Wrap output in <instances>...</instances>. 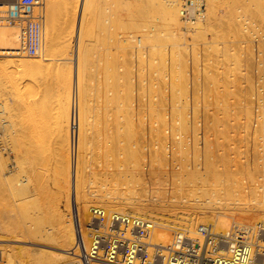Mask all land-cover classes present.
Wrapping results in <instances>:
<instances>
[{
  "label": "rangeland",
  "instance_id": "rangeland-1",
  "mask_svg": "<svg viewBox=\"0 0 264 264\" xmlns=\"http://www.w3.org/2000/svg\"><path fill=\"white\" fill-rule=\"evenodd\" d=\"M68 1L71 0H56V6L53 5L52 9L57 8L56 13L61 10L62 14L60 11V16L56 14L58 17L53 18L54 14L49 17L53 22L49 20L50 25L53 24L49 29L53 31L51 35H55L52 37L60 41V45L63 44L62 49L58 47L59 44L55 47L59 42L52 38L55 41L53 46L60 48V51L54 47L52 51L49 47V51L44 49L43 56H39V53H19L20 29L16 24H0V27L11 26L17 30V49H7L1 41L0 61L22 57L35 61V65L20 72L4 66V63L0 67V168L5 175L0 180V264H26L35 256V252L28 249L31 246L37 248L39 245L41 249L53 250L42 242L30 239L36 232L35 228L50 223L57 207H61L65 213H73L78 187L82 194L100 191L102 187L98 182L114 177L107 174L108 171L117 174L118 179H123V176L130 179L125 176L128 171L141 173L146 170L152 179L183 191L193 187L196 179L206 176V186L203 188L209 187L207 193L210 190L213 198L227 201L233 200L237 194L234 180L249 182L255 178L264 182V121L261 116L264 114V51L260 46L264 41V0H178L181 10L179 28L170 25L164 18L163 0L160 3L157 0H92V8L88 9L90 14L86 17L87 0H81L83 7L76 13L79 25L70 27L66 19L70 22L75 1ZM46 5L48 0L45 2L47 9ZM59 5H63L62 9L57 7ZM184 8L191 11L194 17L187 20L182 13ZM46 16L45 19L48 18ZM132 16L136 18L130 22ZM84 18L92 22L86 23L84 29L88 32L90 28L89 32L93 31L94 35L90 36V40L88 35L92 34L83 31L89 37H84L86 41L91 42V57L87 66L91 76L87 75L85 83L89 81L90 86L80 108L78 99L84 86V82L81 86L79 79ZM120 18L123 23L127 21L130 25H138L136 28L127 22L123 25ZM89 25H93L94 29L87 27ZM137 37H142L138 47ZM94 39L97 41L94 42ZM40 53H43V40ZM105 53H108L109 60L114 61V66L108 65L114 69L110 79H107L114 85L106 89L103 84L104 69L106 61H111L107 60ZM173 69H182L189 76L188 98L183 95L184 92H179L177 98L167 95L166 82L170 79L169 71L174 72ZM113 70L117 71V75L113 74ZM130 71H133V77ZM125 75L128 77L124 78ZM128 81L134 85L132 87L130 84V91L127 90L130 89ZM122 84L127 91L120 90ZM103 89L107 91L106 96L101 95ZM125 92L132 93V96H127L129 93L126 95ZM164 93H167V97L163 96ZM119 94L120 98L117 97ZM107 100L111 102L105 104ZM187 100L196 110H184ZM224 108L228 111H223ZM174 109L179 113L173 112ZM128 110L133 119L125 114H130ZM190 114L193 119L197 118V121L192 119L197 122L192 130L198 133L197 144L193 142L192 145L187 139V134L192 138L194 136L191 130L186 135L185 130H179L180 136L184 133L181 141L185 140V143L192 145L190 147L196 148V161L199 162V168H195L199 171L196 179H189L190 170L183 167L185 161L181 158V143L175 142V138L179 139V136H175L179 130L173 126L177 127L178 123L175 122L178 116L185 115V119H190ZM217 118H227L230 124L228 128H222L227 123ZM247 121L250 124H246ZM115 144L116 148L113 147ZM121 144L128 145L127 149L123 145L125 151ZM77 149L81 152L78 159ZM93 151L95 154L100 151V156L94 154V159ZM204 162H209L207 167ZM138 164H141L140 170L134 168ZM119 171L123 176L118 175ZM37 174L41 176L39 179H35ZM179 207L175 208L179 214L158 209L149 216L174 220L175 223L178 220L195 230L199 224L211 225L214 231L217 230L212 220L207 219L194 226L191 221L200 216H194L191 207ZM200 209L195 211L208 210L204 207ZM182 218H188L187 223ZM83 221L87 220L83 219L81 224ZM7 225L10 230L13 227L14 231L19 227L16 232L22 229L24 240L10 232ZM219 230L222 229L216 232ZM168 231L170 239L171 231ZM188 232L193 237L196 235L195 232ZM14 238L20 241H13ZM255 242L258 243L257 239Z\"/></svg>",
  "mask_w": 264,
  "mask_h": 264
},
{
  "label": "bare ground",
  "instance_id": "bare-ground-1",
  "mask_svg": "<svg viewBox=\"0 0 264 264\" xmlns=\"http://www.w3.org/2000/svg\"><path fill=\"white\" fill-rule=\"evenodd\" d=\"M56 0H48V5L47 6V9L45 8V2H47V0H42L41 2V5L38 7V9H35V13L36 12H40L43 14V19H42V40H43V53L41 55V53H39V56H43L44 54V49L46 51H49V47H51V50L53 49L52 47H54V37L52 36H55V35H51V31L52 29H49L50 26L53 27V24H51V16H53L55 14V17L53 18H56L57 15H59L60 11L58 12V14L56 13L58 10H56L57 8L54 9V7L56 5H54V2ZM72 1V0H71ZM70 1V2H71ZM75 1V4H74V10L72 12V15H71V18H70V22L69 20L66 19V23L68 21L67 24L70 25V27H74V26H77L79 25L78 21V17L76 16V13L78 12V10L81 9V6L83 5L81 0H74ZM102 1V0H101ZM153 1V0H152ZM162 0H157V3ZM165 1V2H164ZM60 2V0H59ZM69 2V1H68ZM67 2V3H68ZM69 2V3H70ZM92 2V0H87V3H86V6H85V13L87 12V15L85 14V17L88 16V9ZM97 2V1H96ZM95 2V3H96ZM12 3V0H2L0 1V14L2 15L3 18L6 17V11L9 9V6L11 5ZM66 3V2H65ZM73 3V2H72ZM56 4V2H55ZM124 4H127L126 2ZM54 5L53 9H52V6ZM58 5V4H57ZM163 5H164V18L166 19L167 23H169L170 25L172 24L173 26H180V22H179V12L181 11L180 10V2L178 0H163ZM94 6V5H93ZM57 7H61L60 5L57 6ZM63 7V5H62ZM62 7L60 9H62ZM83 7V6H82ZM92 8V7H90ZM100 8V7H99ZM98 8V9H99ZM46 9V10H45ZM130 9V8H129ZM126 8V10H129ZM53 13H51V11H53ZM56 10V11H55ZM97 9H95L96 11ZM46 11V12H45ZM91 11V9H90ZM132 11V10H131ZM142 11V10H140ZM94 12V10H93ZM129 12V11H128ZM139 12V11H137ZM136 12V13H137ZM143 12V11H142ZM146 12V11H145ZM51 13V14H50ZM95 13V12H94ZM140 13V12H139ZM45 14L47 15L45 19ZM57 14V15H56ZM61 14H62V11H61ZM79 14V13H78ZM90 14V13H89ZM99 14V13H98ZM102 14V13H101ZM117 14V13H116ZM51 15V16H50ZM97 15V14H96ZM126 15H129V14H126ZM143 15L140 14V16ZM60 16V15H59ZM94 17V14L92 15ZM91 16V17H92ZM119 16V15H118ZM121 16V15H120ZM125 16V15H124ZM58 17V16H57ZM90 17V16H89ZM88 17V18H89ZM92 17V18H93ZM114 17V16H113ZM123 17V16H122ZM133 17V16H132ZM138 17V16H137ZM145 17V16H144ZM77 18V19H76ZM87 18V19H88ZM128 18V17H127ZM136 18V17H135ZM134 17L132 18V21L130 22H133ZM143 18V17H142ZM141 18V19H142ZM147 18V13H146V17ZM60 19V18H59ZM91 19V18H90ZM94 19V18H93ZM99 19V18H98ZM125 19V18H124ZM131 19V18H129ZM139 19V18H138ZM51 22H50V21ZM55 20V19H54ZM58 20V19H57ZM92 20V19H91ZM95 20V19H94ZM119 20V19H118ZM140 20V19H139ZM138 20V21H139ZM145 20V19H144ZM93 21V20H92ZM116 21V20H115ZM120 21L121 18H120ZM119 21V22H120ZM126 21V19H125ZM137 21V22H138ZM94 22H97L94 21ZM93 22V23H94ZM127 22V21H126ZM125 22V23H126ZM130 22H127L126 24H129ZM141 23V20L139 21ZM53 23V22H52ZM55 23V22H54ZM86 23H90V20L89 21H86V18H84V21H83V25H82V31L81 33L84 31L85 33L87 32L84 28H86ZM125 23H123L122 21V24L125 25ZM0 24H16L18 26L17 23H10L9 21L5 22L4 20H0ZM57 24V23H56ZM92 24V22L90 23ZM95 24V23H94ZM93 24V25H94ZM58 25V24H57ZM56 25V26H57ZM93 25H89L87 27H92ZM105 25V24H104ZM130 25V24H129ZM138 25V23H137ZM136 25V26H137ZM140 25V24H139ZM54 26V27H56ZM95 26V25H94ZM122 26V25H121ZM128 25H126L127 27ZM130 26H135V25H130ZM136 26L134 28H136ZM45 27V29H44ZM78 27V26H77ZM98 27V26H96ZM95 27V29H97ZM18 28L20 29V34H21V43H22V31H21V28L18 26ZM68 28V26H67ZM131 27H129L130 29ZM71 30L74 29V28H70ZM77 29V28H75ZM91 29H94V27H92ZM55 30V28H54ZM70 30V31H71ZM88 30L90 31V28H88ZM132 30V29H131ZM136 30V29H135ZM138 30V29H137ZM76 31V30H75ZM87 32L86 34H89L90 32ZM66 32V31H65ZM83 32L82 36L83 38L80 40V51H81V60H80V63H79V79L80 81H82V85L83 86V82H84V86L82 87L81 91V95H80V98L78 99L79 103H80V108L82 107V105L84 104V96L87 94V89L89 88L90 86V82L87 81L88 83H85L86 80L88 79L87 77L91 76L89 70H88V62L90 60V57H91V47H89V42L88 43V40L86 41L87 38H89L90 36L92 37L94 34H93V31L92 35H86L85 33ZM98 32V31H97ZM131 32V31H130ZM17 33V30L14 29L13 27L11 26H6V27H0V42L2 41L3 45H5L4 47H7V49H17L16 48V34ZM71 34V32H70ZM73 34V33H72ZM97 34V33H96ZM95 34V35H96ZM131 35V34H130ZM129 35V36H130ZM136 35V34H135ZM58 36V35H57ZM87 36V38L85 39L84 37ZM97 36V35H96ZM127 36V35H126ZM139 36V35H138ZM62 37V36H61ZM71 37V36H70ZM89 38L90 40L92 38ZM98 37V36H97ZM96 37V39H97ZM131 37V36H130ZM129 37V38H130ZM133 37V36H132ZM52 38L54 40H52ZM58 38V37H57ZM128 38V39H129ZM138 39H135L137 44L136 46L138 47L139 44L142 43V37H137ZM131 39V38H130ZM58 41V40H56ZM97 41V40H96ZM95 39H94V42H96ZM124 41V40H123ZM59 43L56 44L55 47H58L61 46V49H62V46L63 44L60 45V41H58ZM93 42V43H94ZM20 43V45H21ZM63 43V42H62ZM122 43V42H121ZM128 43V41H127ZM130 43V42H129ZM134 43V42H133ZM19 45V48L17 49V51L19 53L23 52V51H20L19 49H21V46ZM129 46H131V44H129ZM135 46V45H134ZM262 50L264 51V41H263V44L260 45ZM54 49L56 50L57 48ZM59 51H60V48H58ZM57 49V50H58ZM64 49V48H63ZM92 49H93V46H92ZM53 51V50H52ZM106 54V53H105ZM108 53L106 54V58L107 60L109 55ZM14 56V55H13ZM50 59V58H49ZM178 59V58H177ZM179 60V59H178ZM50 61V60H49ZM48 61V62H49ZM52 61V60H51ZM111 62H108L106 61V68L104 69V78H105V82L103 83L104 86H105V89L106 87H111L114 85V82L113 83H109L108 80L110 79V75H111V71L112 69L114 68H110L108 67L109 63L111 65L114 66V61L112 60H109ZM53 62V61H52ZM180 62V61H179ZM4 63V66H7V67H11L13 69H16L15 71H24V69L27 67L29 68L30 66H33L35 65V61H32V59L30 58H26V57H22V58H11V59H7V60H2L0 61V67L1 65ZM38 63V62H37ZM46 63V62H45ZM50 63V62H49ZM49 65V64H48ZM88 70V71H87ZM174 72H172L171 70L169 71V74H170V79H168V81L166 82L167 85H166V92L168 90V94L167 93H164L163 96L167 97V95L169 96H172V97H176L180 95V93L184 92L185 94H183L184 96L186 95V97L188 98L189 96V91H188V86H189V76L182 70V69H173ZM116 71V70H115ZM88 72V73H87ZM117 72V71H116ZM114 72L113 70V74H116L117 73ZM129 72V70H128ZM90 73V74H89ZM127 73V72H126ZM89 74V75H88ZM130 74L131 76L133 77L134 76V73L133 71H130ZM129 74V75H130ZM185 74V76H184ZM88 75V76H87ZM128 75V74H126ZM128 77V76H126ZM121 76V74H120ZM111 77H114L113 75ZM87 78V79H86ZM108 79V80H107ZM130 79V78H129ZM191 79V78H190ZM111 81V80H110ZM125 82V85H126V81ZM129 83H127L130 87V81H128ZM133 83V82H132ZM88 84V85H87ZM134 84V83H133ZM80 85V84H79ZM122 84V89L120 88V90H124L123 87L125 86ZM132 85V84H131ZM134 85H132L133 87ZM119 87H120V83H119ZM126 87V86H125ZM135 88H136V85H135ZM80 89V88H79ZM105 89H103L101 95H107V91L105 92ZM128 91L131 90V87L130 89H127ZM125 89V91H127ZM79 91V90H78ZM134 91H132L133 93ZM180 92V93H179ZM218 92V91H217ZM126 93V92H125ZM125 93L123 94V97L125 96ZM127 93H129L127 95ZM126 95L127 96H132V93L130 92H127ZM227 93V92H226ZM134 94V93H133ZM167 94V95H166ZM224 94H225V91H224ZM229 94V92H228ZM227 94V95H228ZM234 94V93H233ZM226 96V94H225ZM117 97H121V95L119 94V96ZM228 97L230 98V95H228ZM227 97V98H228ZM171 98V97H170ZM169 98V99H170ZM224 98V97H222ZM175 99V98H173ZM217 99V98H216ZM172 100V98H171ZM225 101V100H223ZM111 102L110 100H107L105 104ZM119 103L121 101H118ZM186 105H185V108L184 110L186 112H189V111H194L196 109L193 110L192 108V103L187 100L186 101ZM214 102H216L214 100ZM227 102V101H226ZM100 103V101H99ZM98 104V103H97ZM100 107V104L98 105ZM107 105H104V107H106ZM102 107V106H101ZM108 107V106H107ZM100 109V108H98ZM108 109V108H107ZM106 109V110H107ZM219 108H217L218 110ZM101 112H102V109H100ZM109 110V109H108ZM223 110V109H222ZM263 110V109H262ZM98 111V110H97ZM127 111V110H126ZM125 111V112H126ZM132 111V109H131ZM223 111H228V109H225ZM246 112V109L244 110ZM243 111V112H244ZM108 112V111H106ZM128 112L130 114H127L125 113L126 115H131L132 113L130 112V110H128ZM173 112H178L176 109H174ZM263 113V111H261ZM99 112H97L98 114ZM134 113V112H133ZM239 113V112H238ZM248 113V112H247ZM136 114V112H135ZM186 114V113H185ZM125 115V116H126ZM191 115V114H190ZM247 116L249 114H246ZM260 115V113H259ZM264 115V114H263ZM263 115L261 114L262 118H263V121H264V117ZM129 116L125 119L127 120L129 118ZM185 116V115H184ZM184 116H178L180 118H177L176 119V122L175 123H178L177 124V127L176 125H173L174 128H176L177 130H185L186 133L185 135L187 134V132L190 133V130L191 132L194 131V127L196 126L195 121H192L193 117L191 115V118L190 119H185ZM189 116V115H188ZM218 116V115H217ZM131 119H133V116L131 115ZM196 116H194L195 118ZM229 117V116H228ZM237 117V116H236ZM249 117V116H248ZM121 118V117H120ZM183 118L185 119V121L183 120ZM222 118V117H221ZM240 118V117H239ZM238 118V121H240ZM245 118V117H244ZM247 118V117H246ZM257 118V117H256ZM130 119V120H131ZM197 118L193 119V120H196ZM218 119V118H217ZM232 119V118H231ZM230 119V120H231ZM234 119V118H233ZM241 119V118H240ZM248 119V118H247ZM258 119V118H257ZM128 120V121H130ZM175 120V119H174ZM179 120V122H177ZM220 121H226L227 123V118L225 119H218ZM217 120V121H218ZM262 120V119H261ZM134 121V120H133ZM197 121V120H196ZM215 121V120H214ZM224 121V122H225ZM117 122V121H116ZM169 122V121H168ZM213 122V121H211ZM216 122V121H215ZM229 122V120H228ZM237 122V121H236ZM243 122V120H242ZM231 123V122H230ZM244 123V122H243ZM249 122L247 121L246 124H248ZM259 123V121H258ZM171 124V121L170 123ZM173 124H174V121H173ZM216 124V123H215ZM214 124V125H215ZM219 124V122L217 123ZM223 124V123H222ZM220 124V125H222ZM234 124V123H233ZM238 124V123H237ZM250 124V123H249ZM260 124V123H259ZM258 124V125H259ZM172 125V124H171ZM230 125V124H224L222 126V128L224 126H226V128H228L227 126ZM242 125V124H241ZM240 125V127H241ZM244 125V124H243ZM257 125V126H258ZM218 126V125H217ZM236 126H239V125H236ZM263 126V125H261ZM232 127V126H230ZM229 127V128H230ZM239 127V128H240ZM244 127V126H243ZM247 127V126H246ZM260 127V126H259ZM233 128V127H232ZM230 128V129H232ZM234 128H237L238 127H234ZM254 128H255V125H254ZM258 129V127H256ZM176 130V131H177ZM177 131L176 132V135L175 136H179V139L178 138H175V142L177 143H181V154H183V157L181 158H184L183 160V167L184 169L187 168V170L189 169L190 171V175H189V179H196V175H199V171H196V167L199 168V162L197 163L196 161V148L195 147H190L192 146L193 142L195 144H197V141H196V137L197 134L194 133L193 135V138L189 136V134H187V139L191 142L190 145L189 143H185L184 141H181V137L184 135V133L181 135V132ZM193 130V131H192ZM196 130V129H195ZM227 130V129H225ZM229 130V129H228ZM227 130V131H228ZM256 131V129H254ZM260 130V129H258ZM257 130V131H258ZM262 132H263V129H261ZM199 131V130H198ZM197 131V132H198ZM226 131V132H227ZM256 131V132H257ZM225 132V131H224ZM226 132L224 133L226 135ZM259 132H257L258 134ZM192 134V133H191ZM196 134V135H195ZM192 136V135H191ZM228 136V135H226ZM225 136V137H226ZM262 136V135H261ZM186 136H184L185 138ZM227 138V137H226ZM264 138V137H263ZM225 139V138H224ZM187 140V141H188ZM199 140V138H198ZM228 140V139H227ZM226 140V141H227ZM229 140H231L229 138ZM188 141V142H189ZM225 141V143H226ZM79 144V139L77 141ZM229 142V141H228ZM119 143V142H118ZM117 143V145H118ZM108 144V143H107ZM126 144V143H125ZM146 144V143H145ZM112 145V144H111ZM122 145V144H121ZM124 145V144H123ZM122 145V146H123ZM129 145V143H128ZM128 145H124L127 149V146ZM115 145H113L114 148ZM124 146L122 149H124ZM100 147V146H99ZM99 147H98V150H99ZM112 147V146H111ZM110 147V148H111ZM121 147V146H120ZM130 147V145H129ZM129 147H128V150H129ZM145 148V146H143ZM78 148H80V146H78ZM198 148V147H197ZM203 148V147H202ZM201 148V149H202ZM101 149V148H100ZM103 149V148H102ZM112 149V148H111ZM124 149V151H125ZM200 149V150H201ZM204 149H208V148H205ZM77 153H76V158L78 159V157L80 156L81 158V152L79 151V149H77ZM96 150V149H94ZM118 149H115V151H117ZM120 150V148H119ZM198 150V149H197ZM205 150H202V152ZM114 151V150H113ZM121 152V151H120ZM199 151H197L198 153ZM92 156L95 154V152L93 151L92 152ZM109 153V152H106V154ZM206 153V152H205ZM99 154V155H97ZM95 154L96 157L100 156V151L99 153ZM104 153V155H106ZM95 155H94V159H95ZM102 155H103V151H102ZM110 155V154H109ZM133 155L131 154V157ZM200 157V155H197V157ZM205 156V155H204ZM203 156V157H204ZM207 156V155H206ZM97 159V158H96ZM204 159H207L204 157ZM205 161H208V160H205ZM205 164V167L206 164L209 162H204ZM207 164V165H208ZM109 165V164H108ZM141 164H138L136 166H134L135 169H138L140 170L141 169ZM165 166V165H164ZM162 165V167H164ZM110 167V166H109ZM108 167V169H109ZM120 167H123V165H120ZM198 170V169H197ZM186 172V171H185ZM187 172V174L189 173ZM198 172V173H197ZM35 173V172H34ZM114 176V177H118L117 174L113 175L112 172H109L107 174H109ZM112 173V174H111ZM4 175V173L2 172L1 168H0V180L2 178V176ZM41 175V174H40ZM119 176H123L120 174V171L118 173ZM5 176V175H4ZM125 176L129 177L130 179H126L124 178L123 176V179H116L113 177V179H106V180H102V182H98L99 183V186L102 187V189L100 191H96L94 190V192H87L86 194H82L81 193V189L78 187V191H77V197H76V202L75 203V207L74 209L76 208L77 210V214H78V217H79V220H80V223L81 221L84 219V220H88V216H89V210L92 206H101L103 207L105 210H108L106 208H109L110 210H114V211H119V212H128V213H133V214H137V215H145V216H149L150 214H153L154 212H156V210H170L172 212V214H179V213H176L177 211H175V208H178V206H180L181 208L182 207H191L192 209H194V216L195 215H199L200 217H194V221H191L192 224H194V226H196L195 224L198 222H201V220H212V224L215 228H217L216 231H218V229H222V230H227L228 228H230V226L234 223L236 224H240V225H243L244 227H246V229H248V234L247 236L250 238V239H257L258 241V245L261 246V249L259 250V252H261L263 254V257H262V264H264V237H262V234L264 232V182H261V180L259 181L258 179H251L249 182H243V181H239V180H234V183L236 184V196L235 198L232 200H224L222 198H213L211 196V191L209 190V193H207V189L203 188L205 185V182L207 181V179L204 177V179H196L195 180V184L193 187L189 188V189H186V191H183L181 188H178L176 187L175 189H172L170 188V186L168 184H164V183H161V181L159 180H156V179H152V177L150 176V173L148 171L145 170V172H141V173H138V172H135V171H128L127 174H125ZM202 176V175H200ZM38 177V178H37ZM41 176H38V174L36 175L35 179H39ZM203 177V176H202ZM216 177V175H215ZM263 177V176H262ZM134 178H138V179H134ZM214 178V177H213ZM259 178H261V175L259 176ZM2 181V180H1ZM101 181V180H99ZM106 181V182H105ZM214 182V180L212 181ZM211 183V182H210ZM213 184V183H212ZM24 190V189H23ZM28 190V189H27ZM207 190V191H206ZM78 201L80 202L78 204ZM179 207V208H180ZM204 207V209H208V210H202V208ZM209 207V208H208ZM211 207V208H210ZM65 208V207H64ZM180 208V209H181ZM201 208L200 210L202 211H199L200 213H198V211L195 209H199ZM184 209V208H183ZM186 209V208H185ZM187 210V209H186ZM40 211V210H38ZM37 211V212H38ZM35 212V211H34ZM162 212V211H160ZM171 212H168V213H171ZM174 212V213H173ZM35 215V214H34ZM38 215V214H37ZM35 215V216H37ZM157 215V214H156ZM190 215V214H189ZM31 217V216H30ZM71 217V218H70ZM72 217H73V213H65L63 212V210H61V207H57L54 212H53V219L51 220L50 223H48L47 225H43V226H39V227H36L35 230V234L32 235L30 237V239H35V241H38L39 242H42V244L48 246V247H52L54 248L53 250H45L46 248H43L41 249L39 247V245H35L37 248L33 247V248H28L32 251L35 252V256L30 259L29 261H27L26 264H69V263H72L74 262V260L72 259V256L69 254L70 252L68 251L73 243H74V239H75V225H74V219L72 220ZM172 217V216H171ZM178 217V216H177ZM175 218V217H173ZM9 220V219H7ZM168 220V219H167ZM184 220V222L187 223L188 221V218L187 219H184L182 218V221ZM190 220H192V218H190ZM230 220V222H229ZM10 221V220H9ZM169 221V220H168ZM174 221V220H173ZM172 221V222H173ZM189 222V223H191ZM6 224V223H5ZM192 224H190V226H193ZM8 226V225H7ZM7 226H5L4 228H6ZM31 226V225H30ZM29 226V227H30ZM3 227V226H1ZM9 227V226H8ZM15 227V226H14ZM17 228V227H15ZM19 228V227H18ZM17 228V229H18ZM187 230L190 231V232H195V229H193V227L189 228L187 226ZM1 229V228H0ZM13 229V230H12ZM17 229H15L17 231ZM28 229V228H27ZM7 230V229H6ZM10 230V227L9 229ZM20 230V229H19ZM169 229H164V228H158L156 230H154V235H153V240L154 241H158L160 242L161 244H165L169 241V235H168V231ZM221 230V231H222ZM13 232L17 235L18 238H21L24 240V238L22 236H25L23 235V231L21 229V232H16L14 231V228L11 227V230L10 232ZM220 231V230H219ZM189 233V232H188ZM191 234V233H190ZM191 236V235H190ZM193 236V234H192ZM13 241H20L19 239H16L14 238ZM34 241V242H35ZM256 241V240H255ZM45 242V243H43ZM41 244V243H40ZM43 245V246H44ZM39 247V248H38ZM51 248V249H52ZM48 249V248H47ZM254 252V250H253ZM76 261V260H75ZM66 262V263H64ZM92 264H100V262H93ZM101 264H104V263H101Z\"/></svg>",
  "mask_w": 264,
  "mask_h": 264
},
{
  "label": "built area",
  "instance_id": "built-area-1",
  "mask_svg": "<svg viewBox=\"0 0 264 264\" xmlns=\"http://www.w3.org/2000/svg\"><path fill=\"white\" fill-rule=\"evenodd\" d=\"M42 0H12L6 17L0 20L17 23L22 31L20 51L40 53L43 14L35 13ZM183 16L194 17L183 9ZM75 239L68 250L76 261L69 264H262L261 246L250 239L248 229L232 224L216 232L211 225L199 224L195 236L187 226L154 216L107 211L92 206L87 221L80 223L73 209ZM181 220V219H180ZM169 229L171 237L165 244L153 241L154 230ZM264 234V232H263ZM262 234V237H263ZM254 250V252H253Z\"/></svg>",
  "mask_w": 264,
  "mask_h": 264
}]
</instances>
